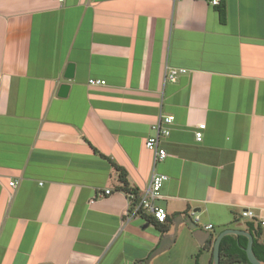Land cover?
I'll return each mask as SVG.
<instances>
[{
  "label": "crops",
  "instance_id": "obj_1",
  "mask_svg": "<svg viewBox=\"0 0 264 264\" xmlns=\"http://www.w3.org/2000/svg\"><path fill=\"white\" fill-rule=\"evenodd\" d=\"M219 2L224 22L210 0H0V264H212L226 229L264 242V0ZM168 115L153 164L145 142ZM152 173L162 225L127 198ZM227 236L244 264L245 237Z\"/></svg>",
  "mask_w": 264,
  "mask_h": 264
},
{
  "label": "built area",
  "instance_id": "obj_2",
  "mask_svg": "<svg viewBox=\"0 0 264 264\" xmlns=\"http://www.w3.org/2000/svg\"><path fill=\"white\" fill-rule=\"evenodd\" d=\"M57 4H62L64 0H54ZM211 5L216 6L219 0H210ZM184 73V70H170L167 72L166 78L169 82H175L178 74ZM89 86H103L105 82L103 80L89 79L87 81ZM173 116H159L157 124L151 127L153 135L147 138L145 142V147L150 150L153 154V164L162 161L166 157V152L164 149L159 147V138L167 137L169 135L168 126L173 122ZM195 140L200 142L202 139L201 131L195 132ZM167 180L165 175L152 173L149 184L145 190L136 195L134 193H127V198L129 202H134V215H146L150 216L157 224H164L167 220V213L158 205V202L162 199L161 188L163 183ZM17 183L15 181L8 182V186L15 188ZM105 194H109L110 190H105ZM243 218L255 219V215L250 210H244L241 212ZM193 223L197 225L199 218L194 216ZM259 224L264 227V220L259 221ZM205 230H211L212 225H207L204 227Z\"/></svg>",
  "mask_w": 264,
  "mask_h": 264
},
{
  "label": "water",
  "instance_id": "obj_3",
  "mask_svg": "<svg viewBox=\"0 0 264 264\" xmlns=\"http://www.w3.org/2000/svg\"><path fill=\"white\" fill-rule=\"evenodd\" d=\"M73 74V65L69 64L66 69L65 78H71ZM68 90L67 85H62L60 87V94L64 96L66 91ZM180 219L182 222L188 225L189 229L192 230L193 237L195 238L198 245H211L212 242V235L210 232L204 231L202 229H199L196 224L193 223V221L189 217H181ZM176 228L177 225H174L173 232L171 235H165L158 246L148 257L146 260V263L152 259L154 256L164 252L169 246L172 244L173 239H175L176 236ZM227 235H234V236H244L247 239L246 247L244 248V252L246 255V258L249 262V264H264V262L259 261L253 254L252 251V237L248 233L240 230H234V229H226L222 231L213 241L212 243V264H219L220 255H219V245L224 236Z\"/></svg>",
  "mask_w": 264,
  "mask_h": 264
},
{
  "label": "trees",
  "instance_id": "obj_4",
  "mask_svg": "<svg viewBox=\"0 0 264 264\" xmlns=\"http://www.w3.org/2000/svg\"><path fill=\"white\" fill-rule=\"evenodd\" d=\"M217 11L219 13V19H220V21L221 22H224L225 21V7H224L223 3H221V2L218 3V5H217ZM119 178H120L121 182H123V183L125 182L124 176L122 174L119 175ZM241 238L244 241L243 246H245L246 245V243H245L246 242V239L243 238V237H241ZM226 239H229V236H226V237H224L222 239V242L220 244L219 250H220V254L223 255L225 257V260H227V262H229L228 264H230V263H234L235 262V260H234L235 255H233L232 254V251H230V250H226L224 254H222V252H221L222 251V244L224 243V241ZM252 248H253V251L255 252L256 257L259 260L264 261V242L261 243V244H257L256 241H254ZM240 253H241V258H242V261L241 262L244 263V264H249V262H248V260L246 258L245 253L243 251H241ZM219 264H225V263L221 259L220 262H219Z\"/></svg>",
  "mask_w": 264,
  "mask_h": 264
},
{
  "label": "rangeland",
  "instance_id": "obj_5",
  "mask_svg": "<svg viewBox=\"0 0 264 264\" xmlns=\"http://www.w3.org/2000/svg\"><path fill=\"white\" fill-rule=\"evenodd\" d=\"M173 250H174V249H172V250H171V252H173ZM155 262H159V261H158V259H156V261H155Z\"/></svg>",
  "mask_w": 264,
  "mask_h": 264
}]
</instances>
